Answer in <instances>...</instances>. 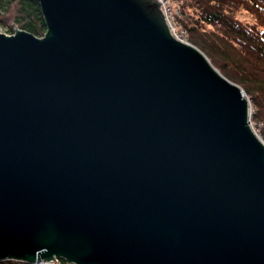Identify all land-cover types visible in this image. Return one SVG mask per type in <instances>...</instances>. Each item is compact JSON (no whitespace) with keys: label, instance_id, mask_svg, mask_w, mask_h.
Wrapping results in <instances>:
<instances>
[{"label":"water","instance_id":"water-1","mask_svg":"<svg viewBox=\"0 0 264 264\" xmlns=\"http://www.w3.org/2000/svg\"><path fill=\"white\" fill-rule=\"evenodd\" d=\"M0 31V260L264 264L250 103L158 0H38Z\"/></svg>","mask_w":264,"mask_h":264},{"label":"trees","instance_id":"trees-1","mask_svg":"<svg viewBox=\"0 0 264 264\" xmlns=\"http://www.w3.org/2000/svg\"><path fill=\"white\" fill-rule=\"evenodd\" d=\"M177 22L188 41L247 94L253 118L264 125V0H177ZM5 33L27 30L43 37L47 30L38 0H0ZM62 264L68 262L60 258ZM0 264H31L1 259Z\"/></svg>","mask_w":264,"mask_h":264},{"label":"rangeland","instance_id":"rangeland-1","mask_svg":"<svg viewBox=\"0 0 264 264\" xmlns=\"http://www.w3.org/2000/svg\"><path fill=\"white\" fill-rule=\"evenodd\" d=\"M169 4H170V6H171V8H172V11H173V15H174V18L176 19V22H177V18H178V14H179V11H178V3H177V0H170L169 1ZM176 10L178 11V13L176 14ZM174 12H175V14H174ZM18 29V28H17ZM176 29H177V32L179 33V34H181V36H180V38H181V40L180 39H178V38H176L174 35H173V37L175 38V39H177V40H179V41H181V42H183V43H186V44H189V45H191V46H194L195 48H197L201 53H203L204 55H205V57L208 59V61L210 62V64L212 65V66H214V68L219 72V73H221L217 68H216V66L211 62V59L201 50V49H199L197 46H195V45H193V44H191L189 41H188V36H187V32H186V30L184 29V28H181L179 25H178V22H177V24H176ZM0 31L1 32H3V33H5V30L3 29V28H1L0 27ZM5 34H7V33H5ZM172 34V33H171ZM222 74V73H221ZM223 75V74H222ZM224 76V75H223ZM225 77V76H224ZM227 78V77H226ZM228 79V78H227ZM229 80V79H228ZM229 81H231V80H229ZM231 82H233V81H231ZM234 83V82H233ZM236 84V83H235ZM238 85V84H237ZM242 91L244 92V90L242 89ZM243 96H244V94H243ZM247 96V95H246ZM246 96H244L246 99H249L248 97H246ZM253 112H254V109L252 108V106H251V109L249 110V116L252 114V116L251 117H248V123H249V126L251 125V122L254 124V126L259 130V132L264 136V125L261 123V122H259V123H257V121L253 118ZM251 121V122H250ZM251 127V126H250ZM251 129H252V127H251ZM252 131H253V129H252ZM254 132V131H253ZM262 140H263V144H264V138H261Z\"/></svg>","mask_w":264,"mask_h":264},{"label":"built area","instance_id":"built-area-1","mask_svg":"<svg viewBox=\"0 0 264 264\" xmlns=\"http://www.w3.org/2000/svg\"><path fill=\"white\" fill-rule=\"evenodd\" d=\"M158 1L161 2L160 5L162 8V11L165 15L166 22L169 26V29H170L172 35H174L176 38L181 40V38H180L181 34H179L177 32V29H176L177 22H176V19L174 18L172 8L169 4L170 0H158ZM177 13H178V11L176 10V14ZM174 14H175V12H174ZM251 116H252V114L249 117H251ZM250 126L252 127L255 135L261 140V142H263V140L261 138H264V136L259 132V130L254 126V124L252 122H251ZM39 264H62V262H61L59 257H55L50 261L45 260ZM67 264H69V263H67Z\"/></svg>","mask_w":264,"mask_h":264},{"label":"bare ground","instance_id":"bare-ground-1","mask_svg":"<svg viewBox=\"0 0 264 264\" xmlns=\"http://www.w3.org/2000/svg\"><path fill=\"white\" fill-rule=\"evenodd\" d=\"M162 9V8H161ZM244 96H246L247 94L245 93V91L243 92ZM247 97V96H246ZM249 100V99H248ZM250 103V100H249ZM251 104V103H250ZM259 139V138H258ZM260 140V139H259ZM261 141V140H260ZM39 264V263H38Z\"/></svg>","mask_w":264,"mask_h":264}]
</instances>
